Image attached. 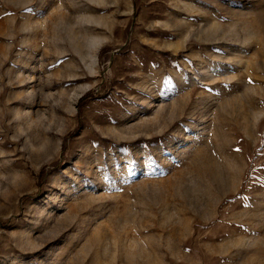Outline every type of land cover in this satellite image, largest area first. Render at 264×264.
Segmentation results:
<instances>
[{
	"label": "rangeland",
	"instance_id": "1",
	"mask_svg": "<svg viewBox=\"0 0 264 264\" xmlns=\"http://www.w3.org/2000/svg\"><path fill=\"white\" fill-rule=\"evenodd\" d=\"M0 264H264V0H0Z\"/></svg>",
	"mask_w": 264,
	"mask_h": 264
},
{
	"label": "bare ground",
	"instance_id": "2",
	"mask_svg": "<svg viewBox=\"0 0 264 264\" xmlns=\"http://www.w3.org/2000/svg\"><path fill=\"white\" fill-rule=\"evenodd\" d=\"M94 64V63H93Z\"/></svg>",
	"mask_w": 264,
	"mask_h": 264
}]
</instances>
